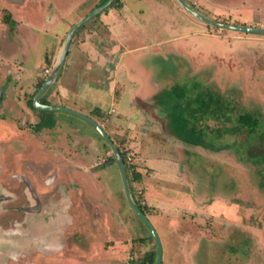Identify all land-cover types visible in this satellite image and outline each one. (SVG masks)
I'll return each mask as SVG.
<instances>
[{
	"label": "rangeland",
	"instance_id": "1",
	"mask_svg": "<svg viewBox=\"0 0 264 264\" xmlns=\"http://www.w3.org/2000/svg\"><path fill=\"white\" fill-rule=\"evenodd\" d=\"M11 1L19 8L33 7L35 12L34 18L20 24L15 35L8 33L0 39L2 53L19 66L20 78L14 85L19 100L15 98L13 104L20 103L19 108L24 106L25 110L28 105L35 109L33 99L39 85H33V79L45 67L46 58L52 57L59 47L61 40L55 30L66 37L71 24L79 22L101 0H72L65 10L56 2L48 5L45 0ZM128 2L135 19L156 37L145 38L142 33L130 29L143 38L131 39L123 45L147 47L128 54L119 68V75L126 74L130 80L139 78L142 81L133 69V66L142 65L163 86L153 93L154 101L160 99L170 109L180 103L186 115L190 107L198 108L195 97L207 92L214 96L219 94L233 103L228 114L230 118L211 114L194 120L187 115L190 126H196L197 137L205 141L204 144L214 145L212 148L186 143L176 134L177 138L171 137L163 131V121L149 112L150 104L141 100L131 105L139 115V119L129 116L135 124L134 129H119L113 137L125 153L127 163L135 165V170L142 175L139 181L132 179L131 191L136 201L146 208L159 232L163 264H264V35L203 25L176 0ZM195 6L218 21L264 27V0H200ZM158 9L159 16L154 13ZM98 16L96 20L103 14ZM160 18L165 26L158 21ZM169 23L172 30L185 36H170L166 29ZM90 25L91 22L81 27L78 35ZM126 33L128 39L133 36ZM108 34H112L111 31ZM123 45L118 42L113 50L124 48ZM178 110L174 109L180 112ZM6 111H12L11 107ZM44 112L41 119L35 113L24 119L39 130L37 140L66 147L70 153L65 152L64 157L67 162L72 160L68 168L76 171L83 166L80 173L90 174L95 181L89 182L91 194L87 195L86 202H80L76 217L77 220L89 218V224L84 223L88 228L83 233L85 240L95 246L92 228L106 215L110 222L113 217L114 225L108 224L100 230L95 228L100 240H104L102 249L110 252L102 264L141 263L148 251L157 250L155 239L129 205L117 163L109 159L113 155L109 145L80 117L66 112ZM246 112L260 115L262 125L256 138L250 140L247 131L237 130L234 133L224 130L220 137H215L218 129L243 125L238 118ZM96 118L108 128L102 117L96 115ZM45 148L48 152L52 146ZM71 151L84 159H75ZM57 156L64 158L62 153ZM4 158L5 155L0 156V163ZM30 158L39 160L33 154ZM60 165L64 168V164L60 162ZM132 171L130 169L129 174L134 178ZM29 173L32 174L31 169ZM95 190L100 194L96 199ZM96 205L101 207L100 211L95 209ZM103 211L105 215L102 216ZM86 262L97 264L91 257H87Z\"/></svg>",
	"mask_w": 264,
	"mask_h": 264
},
{
	"label": "flooded vegetation",
	"instance_id": "2",
	"mask_svg": "<svg viewBox=\"0 0 264 264\" xmlns=\"http://www.w3.org/2000/svg\"><path fill=\"white\" fill-rule=\"evenodd\" d=\"M45 1L48 5L52 2L62 5L72 0ZM32 8L23 9L11 0H0V39L8 33L15 35L21 23L34 18ZM2 52L0 46V54ZM3 61L0 55V76H3L0 81V156L5 155L0 163V264H86L87 257L97 264L105 263V255L110 252L102 249L104 240H100L95 228L114 225V218L110 222L106 215L92 228L95 246H90L83 234L88 229L84 224H89L88 216L80 217V221L76 219L80 202H86L87 195L91 194L88 190L91 189L89 182H95L93 176L80 173L83 166L76 171L68 168L72 160L67 162L64 157V150L69 152L66 147L40 143L35 139L39 138V130L21 129V120L12 111H3L10 74ZM8 120L15 129L5 127ZM44 144L52 146L50 151L45 152ZM60 153L64 158H58ZM32 154L39 160L31 159ZM98 196L97 191L94 199ZM95 209L100 211L101 207L96 205ZM102 213L105 215L104 211Z\"/></svg>",
	"mask_w": 264,
	"mask_h": 264
},
{
	"label": "crops",
	"instance_id": "3",
	"mask_svg": "<svg viewBox=\"0 0 264 264\" xmlns=\"http://www.w3.org/2000/svg\"><path fill=\"white\" fill-rule=\"evenodd\" d=\"M129 3L130 2H128V0H119L117 3L111 4L105 11H103V13H101L103 14V17L95 20L90 25L89 29L83 31L80 35H78L79 30L77 31L72 40L64 68L59 78L50 90L41 97V102L50 105L66 106L81 111L96 119L105 127V129H107V131L109 129V133L113 138L116 136L119 129H134L135 124L130 121L129 116L133 119H139V115L134 113L131 105H133V102L141 100L150 104L151 110H147L151 113L153 112L157 118H160V120L163 121V131L167 132V134L171 137L177 138L174 136L176 133L175 129H178L179 123L176 115L178 112L174 111L176 106L170 109L169 105H166L165 102H160V99H156V101H154L155 96L153 93L156 90L163 89V86L155 79V77H153L152 73H149V71H147L142 65L140 67L133 66L135 75L137 77H142V81H139V78H134L136 76L133 77V80H130V77L126 74L119 75L118 73L119 68L123 65L125 57L128 54L135 53L139 49H145L147 47V45L143 44L133 47L123 45L124 42L126 44L131 42V39L143 38V36L141 37V35L131 32L130 29L137 30L139 33H142L145 38L147 36L156 37L155 35L149 33L148 27L144 26L143 23L138 22V20L135 19L129 7ZM199 3L200 0H195L193 2L194 5H198ZM70 5L71 2L66 5H59V7H61L62 10H65ZM181 8L183 7L181 6ZM183 10L185 11L184 8ZM141 12L144 11L142 10ZM154 13L159 16V9L154 11ZM101 14L99 16H101ZM158 21L164 25L162 18ZM202 24L204 25V22H202ZM171 25L172 24L169 23V25L166 26L169 35L174 34L180 38L185 36L184 34H178L176 30H172ZM126 27V31L133 35L130 39H128L129 37H126L127 33L123 30ZM55 31L56 36L61 40L59 47L56 52L52 53V57L48 56L46 58V61L44 62L45 67L38 74H36L37 76L35 75L36 78L33 77V85H39L41 80L44 82L46 77L44 73L46 70H48L49 73L63 43L65 37L61 36L57 30ZM110 31L112 34H108ZM117 41L122 42L124 48L116 47V51H114L113 47L118 45ZM160 42L161 41L158 40L157 44ZM0 55L4 60L3 62H6V68L8 67L7 69L10 72L9 79L6 81V98L4 99L5 105L1 108L4 111L10 109L11 107L12 113L16 115L15 117H17L19 121L21 120L22 122V124L18 122L21 125V129H35V127L32 126L33 124L31 125V123L25 122L24 119L27 120L31 113L39 115V118L41 119L44 116L43 114H46V112H44L46 109L37 108L34 105L35 99H33V107L36 109L37 113L35 112V109L32 108V110L30 108V105H28L25 110L24 106L19 108L20 103L19 105L13 104L15 98L16 100H19L18 93L14 89V85H17L18 78H20L19 66H17L16 63L13 64L9 58L5 57L4 54ZM2 77L3 76L1 75L0 81L3 79ZM2 85L5 86V83L3 82ZM39 89H37V91H39ZM29 98L28 100L31 101ZM68 101H70V103ZM71 103H74L75 105ZM16 105H18V108ZM14 111L16 113H14ZM55 112L65 113V111ZM96 115L103 118L104 122L108 124V128H106V125L96 118ZM58 116L61 115L58 113ZM31 117L33 118V116ZM11 122L8 120L5 127L15 129L16 127H14V124ZM143 125H145V123ZM42 129H44V127ZM37 138L35 139L37 140ZM176 140L180 142L179 138ZM64 151L68 152L66 150ZM72 154L77 160L81 158L84 159V157H82L79 153ZM33 155L35 156L36 154Z\"/></svg>",
	"mask_w": 264,
	"mask_h": 264
},
{
	"label": "water",
	"instance_id": "4",
	"mask_svg": "<svg viewBox=\"0 0 264 264\" xmlns=\"http://www.w3.org/2000/svg\"><path fill=\"white\" fill-rule=\"evenodd\" d=\"M114 1L115 0H101L90 13H88L85 17H83L79 22L71 26V28L67 32L66 37L63 40V43L60 47V50L57 54L54 64L52 65L49 73H47L44 79V82L42 83L41 88L39 89L37 95L35 96L34 105L39 109H46V110H53V111H65L73 115H76L77 117H80L81 119L89 123L104 138L106 143L109 145L110 147L109 149L111 153L113 154L115 161L117 163V166L119 168L121 178L123 181V185H124V190L127 194L129 205L131 206L133 211L142 219V221L145 223L147 228L152 233L153 238L155 239L157 255H156V260L154 264H162L163 245H162L161 237L159 235V232L154 222L149 218L147 213L139 206L138 202L136 201L131 191L124 157L117 143L114 141L111 135L107 132L104 126L101 123H99L96 119H94L93 117L81 111H78L76 109H72L66 106L50 105V104H44L41 102V97L50 90V88L56 83L57 79L59 78L64 68L72 40L75 34L77 33V31L81 27H83L85 24L90 22L92 19H94L96 16H98L100 13L105 11ZM177 2L188 13H190L191 15H193L194 17H196L197 19L201 20L204 23L217 26L219 28L228 29V30L241 31V32L257 34V35H264V27L231 24V23H225L222 21H218L206 15L202 11H200L190 0H177Z\"/></svg>",
	"mask_w": 264,
	"mask_h": 264
},
{
	"label": "trees",
	"instance_id": "5",
	"mask_svg": "<svg viewBox=\"0 0 264 264\" xmlns=\"http://www.w3.org/2000/svg\"><path fill=\"white\" fill-rule=\"evenodd\" d=\"M119 0H115L112 4L117 3ZM96 20V18L92 19L90 22L91 24ZM88 22V23H90ZM87 23V24H88ZM43 83V80H41L39 82V87H41ZM196 102H198V108L194 109V107H190L188 109V113L187 114L189 117L193 118L194 120H201L203 118H207L209 115L211 114H215L218 115L219 118H223V117H228V114L230 113V105H232L233 103L228 102L227 98H223L221 97L219 94H217V96H214L212 93H205V94H201V96L197 95L195 97ZM183 102V101H182ZM177 109H179L176 115H177V119H178V129H175V134L179 136V138L182 141H185L186 143H194V145L199 146L204 144L205 141L200 140V137H197V130H196V126L192 125L190 126V120L187 119V115L185 113V110L183 108V106L178 103V106H176ZM183 110V111H182ZM187 119V120H186ZM238 121L241 122L243 125H239L237 127H235V129H230V128H226V129H218L217 132L215 133V137H220L223 133L224 130L234 133L236 132V130L239 132H246L247 134H249V136L251 137V139L256 138V135H258L259 131L258 129H260V126L262 125V121L260 120V115H254L250 112H246L245 114H242L239 116ZM44 126H41V129ZM245 127V128H243ZM182 135V136H181ZM249 139V138H248ZM205 146H208L209 148L213 147L214 145H207L204 144ZM215 148H213L212 150H214ZM217 150V148L215 149ZM123 157H124V161L126 164V168H127V174H128V180H129V185L130 188L133 187L131 184L132 179L133 180H137L139 181L142 177V175L135 170V165H129L127 163V159L125 157V153L122 152ZM263 155V154H262ZM259 156V154H258ZM111 159V161L115 162L114 156L111 155V157L109 158ZM130 169H133V176L134 178H131L129 171ZM132 189V188H131ZM139 206L145 211L146 208L141 205L138 202ZM152 237V236H151ZM156 255H157V250H150L148 251L145 256L144 259L141 263H136V264H154L155 260H156ZM162 264H163V260H162Z\"/></svg>",
	"mask_w": 264,
	"mask_h": 264
},
{
	"label": "built area",
	"instance_id": "6",
	"mask_svg": "<svg viewBox=\"0 0 264 264\" xmlns=\"http://www.w3.org/2000/svg\"><path fill=\"white\" fill-rule=\"evenodd\" d=\"M48 72V71H47Z\"/></svg>",
	"mask_w": 264,
	"mask_h": 264
}]
</instances>
